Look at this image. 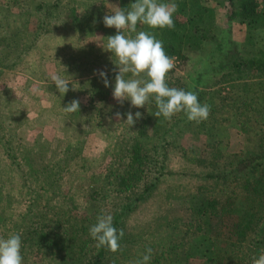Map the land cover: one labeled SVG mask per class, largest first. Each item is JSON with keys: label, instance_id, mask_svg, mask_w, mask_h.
Segmentation results:
<instances>
[{"label": "rangeland", "instance_id": "374dc122", "mask_svg": "<svg viewBox=\"0 0 264 264\" xmlns=\"http://www.w3.org/2000/svg\"><path fill=\"white\" fill-rule=\"evenodd\" d=\"M19 1L34 7L39 4L51 5L55 0ZM80 1L85 7L95 2ZM104 2L101 21L116 7L120 8L118 0ZM133 2L126 0L127 9H130ZM14 5L12 11L18 12L17 4ZM214 8L215 20L211 35L215 41L212 39L204 43L201 52L188 49L189 61L185 66L173 59V68L170 70H175V74L192 86L194 78L204 74L198 89H220L224 94L229 85L240 82L216 84L220 76L219 70H215L217 64L225 61L226 52H233L234 56L237 50L236 56L250 58L258 55L259 49L264 51V14L259 24L247 31L244 25L227 23L226 3ZM261 10L264 13V3L261 4ZM30 22H27L28 26H23V31L33 28L34 21ZM102 25L103 31L110 32L108 36L112 31H117L105 27L103 22ZM62 27L56 31H46L43 36L39 35L36 47L16 67L12 70L2 69L3 73L0 74V87L4 90V93L0 92V116L4 117L1 118L2 129L3 134L6 127L16 131L18 140L13 144L16 147L14 156L24 158L26 150L40 152V160L35 162L30 174H25L26 178L39 172L48 173L45 168L71 150L72 159L68 162L73 173L64 176L66 180L60 183L59 189L63 194L62 209L72 208L67 210L63 218H67L69 223L74 222L80 229H87L96 214L117 216L124 235L119 249L105 255L107 264H137L147 248L152 249L149 264H204L206 259L213 257L211 247L224 254L222 264H227V260L237 264H253V259L264 252V226L261 230L264 214L259 226L239 237L237 229L242 219L241 213L237 211L245 199L244 192L249 191L245 189L247 180L252 182V176H259L264 170V147L259 146L260 138L246 132L247 126L243 125L242 119L225 107L219 111V107L214 112L210 111L207 119L193 121L192 126L186 118L185 123L182 120L179 128L176 127L180 130L179 137L172 140L171 131L168 140L160 148L157 147L160 142H151L157 150L147 146V157L154 158V162L155 158L158 161L153 165V172L144 177L145 183L137 184V188L130 194L113 193L109 189L111 184L101 185L108 175L114 176L118 167L117 158L123 154L122 148L115 147V144L122 137L128 136V132L133 133L139 127L141 116L130 127L125 122L126 114H135L139 108L131 106L127 100L114 99L112 89L104 87L100 79L99 73L105 72L111 87L114 79L108 77L117 73V69L106 65L113 57L102 48L105 45L102 44L105 32L98 31L87 42H80L77 35L64 32ZM124 31L131 36L127 30ZM65 43L73 47V50L65 51ZM85 43L89 44L87 47H92L88 51L89 60L95 62L92 65L86 61L81 65L82 55L86 54L81 46L84 47ZM217 46L221 49L218 50ZM102 54L103 58L100 57ZM65 72L76 84L72 85L73 88L69 85V91L63 94L53 85L51 76ZM253 75L252 79L247 80L248 83L260 81L264 85L263 72ZM125 77L130 78L131 73ZM137 78L144 77L141 75ZM73 100L79 102L78 111L65 112L62 108ZM258 106L256 103L255 107ZM261 112L264 128V110ZM117 113L120 114L119 118ZM182 114V111L178 113L179 119ZM255 117L256 110L253 115ZM3 134H0L3 140L0 142V236L6 237L23 231V216L28 203L44 196L36 198L35 191L32 196L23 187L27 182L21 183L20 175L16 174V166L7 150L1 146L4 143ZM214 142L217 145L215 151ZM162 154L163 157H158ZM258 155L263 158L253 160ZM239 162L245 164L239 167ZM50 174L51 179L56 178L54 173ZM44 178L49 177L45 174ZM138 195L141 200L134 206L132 201ZM124 211L125 214H122ZM67 246L72 253L71 244ZM76 253L73 251V254ZM95 253L96 250L90 246L84 261ZM25 255L27 264H60V256L57 258L53 252L42 254L29 250ZM67 257L71 259L70 264H74V256Z\"/></svg>", "mask_w": 264, "mask_h": 264}, {"label": "trees", "instance_id": "16d2710c", "mask_svg": "<svg viewBox=\"0 0 264 264\" xmlns=\"http://www.w3.org/2000/svg\"><path fill=\"white\" fill-rule=\"evenodd\" d=\"M104 1L106 0H95L94 3L88 4V7L81 5L80 0H55L51 5L39 4L34 7H28L19 0L0 1V74L3 73L2 69H14L16 64H18L30 50L36 47L38 44V36H43L46 31H56L64 26L62 27L63 31L72 32L73 35H77L80 42H87L89 38L95 36L98 31H103L100 16L102 14L101 10H104ZM160 2H175L177 4V10L172 16L174 27L171 29H152L138 22L136 32L145 31L154 35L157 39L162 41L165 53L172 59L178 60L182 66H185L184 64L189 61L187 55L188 49L192 48L201 52L204 43L210 42L212 39L215 41V37L211 35L215 20L214 7L226 3L228 10L227 23L233 24L235 22L236 24L244 25L247 31L254 29L255 24H259L264 14L261 10V4L264 3V0H160ZM118 3L120 8L125 11L128 10L126 0H118ZM14 4H17L18 12L12 11V6H15ZM99 11L101 12L99 13ZM31 20L34 21L33 28L29 31L27 29V32L23 31V26H28L26 24ZM103 32H105L106 36L102 38V44H106L110 32ZM115 34L116 33L112 31L110 36ZM130 34L134 37L136 33ZM88 45V43H85L84 47L81 46V50L86 52V54L82 55L83 59L81 60V65L84 63L83 61L88 62L90 65L95 63L92 62L93 60H89L90 54H88V51H90L92 47H87ZM216 48L218 50L221 49L219 46ZM64 50L71 51L73 47L67 46L65 43ZM235 51L234 56H232L233 52H226L224 56L225 61L217 64L215 69L220 72L216 84L240 82L229 85V89H227L224 94L221 93L220 89L213 91L198 89L201 87L200 82L204 74L197 75L194 78L192 86L188 85L182 77L175 74V70H169L166 73L165 82L169 87L194 92L199 102L201 104L206 103L211 112H214L218 107V111L221 107L231 110L238 118L242 119L243 125L247 126L245 131L258 136V138H260L259 146L264 147V128H262L263 122L261 120V111L264 110V85L260 81L253 83L247 82L251 77L253 78V73H264V51L259 49L257 52L258 55L250 58L241 55L236 56L237 52ZM100 57L103 58L104 55L102 54ZM112 57V60L108 61L106 65H111L113 69H117L115 65L116 58L114 56ZM105 62L104 60L103 63L105 64ZM180 68L184 69L185 67ZM116 74L117 73H114L108 78L114 79ZM125 78L127 79L128 77ZM90 88L92 90V85ZM110 88L112 89V87H108L107 89ZM0 92L4 93L2 87H0ZM256 103L259 104L257 108L255 107ZM101 104H104V102H101ZM255 110L256 117L253 118ZM156 111L157 108L152 99H149L144 107L139 108L138 112L141 113L139 127L137 126L136 131L133 133L128 132V136L122 137V140L115 144V147L122 148L123 154L121 157L117 158L118 160L116 159V165H118V167L116 168L117 170L114 176L112 177L111 174L108 175L107 178L103 179L101 186L111 184L112 187L109 189H111L113 193L118 195L130 194L137 188V184L140 185L145 183L143 182L144 177L151 174L155 168L153 165L157 164L158 160L156 158L154 162V158L147 157V146L152 148V150H157V147L160 148V146L164 145L163 142L168 140L171 131L172 140L175 137H179V122L183 120V123H185L187 118L186 114L182 111L183 116L181 119H179L178 113L174 114L171 118H164L163 116L155 117L153 113ZM1 118H4L3 115L0 116V134H3ZM138 120L139 119H136L135 123H137ZM188 122L189 120L187 123ZM192 122L193 121H190L188 124L192 126ZM253 126L255 127L253 128ZM206 131L210 132V129L206 128ZM3 139L4 143H1L3 144L1 146L7 150L10 159L16 166V174L18 173L20 175L21 183L27 182V185L23 187L29 191L32 196H34L35 191L37 193L36 198H38L39 195L44 196L42 199H36L33 203H28L26 213L23 216V218H25L23 223L24 229L22 232L16 233L21 237L22 264H27L25 254L29 250L34 252L37 251L42 254L53 252L57 255V258L60 256V264H70L71 259L67 256H74V264H107L104 257L110 253V250L106 247H97L96 241L89 235L90 226L96 223L97 217L99 216H97V214L94 215L87 229H80L81 227L76 226L74 222L69 223L67 218H63L67 210H71L72 208L71 206L62 209L61 197L63 194H61L59 189L60 183L73 173L71 172V167H69L71 164L68 162L72 159L71 150L69 153L62 155L63 157L59 158V161L53 162L54 164H50L48 168H45L48 173L42 171L43 174L39 172L40 174L35 173L32 177L26 178L27 175L25 174H30L35 162L40 160V152H30L26 150L24 158H16L14 156L16 147H14L13 144L18 140V137L16 136V131L12 127H6ZM2 141L3 140L0 139V142ZM151 142L160 143L158 144L159 146L155 147L154 144H152L153 146L151 145ZM213 144L215 151L217 145L215 142ZM263 156H254L253 160L260 157L263 158ZM158 157H163V154ZM243 164L245 163L239 162L237 165L241 167ZM50 172L54 173V176H56L55 179H51ZM45 174L51 181H49V178H44ZM64 176L66 177L64 178ZM247 181L245 189L248 188L249 191L244 192L245 199L242 200L239 208L240 210L237 211V213H241L240 217L242 219L241 225L239 224L238 226L240 227L237 229L239 237L243 236L246 231L255 229L259 226L261 220L263 221L264 170L259 176L253 175L252 182L249 180ZM145 189L147 192L149 191L148 187ZM140 200L141 197L138 195V197L132 201L134 206H136ZM142 200H144V197H142ZM36 205L37 207H35ZM38 207H41L44 211ZM38 209L40 211H38ZM129 209H131V207H129ZM62 210L64 212H62ZM122 214H125V211L122 212ZM113 225L118 230H122L118 225L117 216L113 217ZM263 226L264 223H261V230ZM241 227L242 229L239 231ZM87 230L88 233L86 234ZM68 244H71L73 251L77 252L76 254H73V251L72 253L70 252L67 246ZM90 246H92L94 251L96 250V253L93 254L90 259L84 261V258L88 257L87 254L90 252ZM56 249H58V251ZM211 249V255H213V257L206 259L204 264H222V256H224V254H222L220 250H215L212 247ZM227 261V264H237L229 260ZM115 264L119 263L116 262Z\"/></svg>", "mask_w": 264, "mask_h": 264}, {"label": "clouds", "instance_id": "9594fccd", "mask_svg": "<svg viewBox=\"0 0 264 264\" xmlns=\"http://www.w3.org/2000/svg\"><path fill=\"white\" fill-rule=\"evenodd\" d=\"M177 10L175 2L165 3L158 0H134L130 9L125 11L116 7V10L103 17V24L107 28H115L116 34L107 37L102 47L116 58L117 74L111 83L112 96L117 101L127 100L135 108L144 107L152 99L157 111L155 117L171 118L174 114L183 111L189 121H202L207 119L210 108L201 104L197 95L192 91H185L169 87L165 82L166 73L173 68V59L164 50L162 41L154 35L139 31L136 32L137 23L149 26L152 29L173 28V13ZM136 33L134 37L125 34ZM131 73L132 78H125ZM143 76V79L136 77ZM104 87H109L107 74L99 73ZM65 73H55L51 76L53 85L63 94L69 91V85L76 84ZM73 88V87H72ZM79 102L71 101L62 109L72 113L78 111ZM119 113L117 117L119 118ZM140 112L126 114L125 122L131 127ZM90 237L96 241L97 247H106L116 252L120 247V240L124 233L113 225L111 215L97 217L96 223L89 228ZM152 249L147 248L137 264H148ZM21 237L19 234L0 236V264H22ZM253 264H264V252L253 259Z\"/></svg>", "mask_w": 264, "mask_h": 264}]
</instances>
